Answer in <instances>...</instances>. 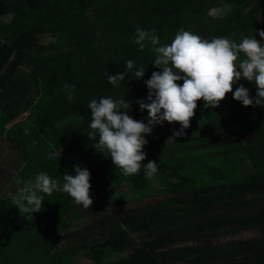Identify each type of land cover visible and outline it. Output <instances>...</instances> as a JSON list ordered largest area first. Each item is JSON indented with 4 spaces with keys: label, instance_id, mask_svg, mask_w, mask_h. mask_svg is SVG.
Wrapping results in <instances>:
<instances>
[{
    "label": "trees",
    "instance_id": "1",
    "mask_svg": "<svg viewBox=\"0 0 264 264\" xmlns=\"http://www.w3.org/2000/svg\"><path fill=\"white\" fill-rule=\"evenodd\" d=\"M8 15L0 25V141L13 153L14 176L11 193L0 191V264H81L86 249L92 264H264V106L233 99L241 84L255 97L254 82L241 78L216 108L197 101L181 137L171 139L178 123L156 125L134 175L87 136L88 104L100 96L130 101L127 114L147 123L135 101L148 102L145 81L162 70L150 43H134L137 27L154 29L160 45L181 28L264 42V0H0V22ZM45 35L53 41L41 42ZM127 60L132 73H124ZM117 72L125 80L113 86L107 73ZM0 149L3 163L9 153ZM148 161L157 162L151 178ZM74 165L90 172V208L60 191L41 194V212L15 207L24 181L46 172L62 185ZM248 230L257 234L233 237Z\"/></svg>",
    "mask_w": 264,
    "mask_h": 264
},
{
    "label": "clouds",
    "instance_id": "2",
    "mask_svg": "<svg viewBox=\"0 0 264 264\" xmlns=\"http://www.w3.org/2000/svg\"><path fill=\"white\" fill-rule=\"evenodd\" d=\"M257 31L264 38V30ZM146 42L153 46L156 54L154 67L162 70L153 71L150 79L145 81L148 102L143 99L135 101L141 112L147 111V123L127 114L132 103L124 98L114 100L110 96H100L88 104L91 130L87 136L95 141L98 152L108 153L107 157L124 176L140 172L146 158V153L142 151L148 143L145 135L151 134L156 125L163 126L165 121L178 123L180 128L173 132L171 139L185 135L184 130L190 127L197 101L203 100L206 108H216L226 94L233 92V86L241 78L254 82L256 96L250 97L249 90L241 84L233 92V99L245 107L264 106V42L261 40L245 37L238 44L226 37L209 40L181 28L169 45H160L154 29L148 32L137 27L134 43L143 50ZM241 53L245 58L237 63ZM134 69L135 62L127 60L124 73H132ZM124 73H107L108 82L117 86L125 80ZM144 74L143 68L134 71L138 79ZM177 81H182V85ZM84 118L79 117L82 122ZM74 170V176L67 172L63 175L62 185L46 172L37 174L33 180L24 181L13 197L15 207L21 214L41 212L44 202L41 194L51 195L60 191L67 193L84 209L90 208L93 204L89 195L90 172L79 165H74ZM156 172L157 162L143 163L145 177L151 178Z\"/></svg>",
    "mask_w": 264,
    "mask_h": 264
},
{
    "label": "rangeland",
    "instance_id": "3",
    "mask_svg": "<svg viewBox=\"0 0 264 264\" xmlns=\"http://www.w3.org/2000/svg\"><path fill=\"white\" fill-rule=\"evenodd\" d=\"M223 13L224 12L221 10V8H219L218 10L214 9L212 11V14L214 16L222 15ZM10 20H11V16L10 15H8L6 17H3V19L1 20L2 22H0V25L6 24L5 22L10 21ZM50 41H53V38L49 37L48 35H45L44 37H41V42H50ZM0 147L3 149L4 154L9 153V155L3 156V161L4 162L0 163V191H8V193H11L9 191H11V189L13 187V184L10 181H8V179H11L14 176V173H13L14 169H13L12 164H11L13 153L11 152L10 148H8L5 144L1 143V141H0ZM127 188H128V186H127ZM146 201H150V200H146ZM136 204L144 205V202H134L132 205H136ZM111 214H113V213L111 212ZM87 219L88 220H94L95 218L94 217H87ZM256 234H257V231L248 230V231H245V232H243L241 234H237V235H235L233 237L244 239V238L252 237V236H254ZM230 238L231 237H222V239L225 240V241L226 240H230ZM86 250H81L79 252L81 256H79L77 262H80L81 264H92V261L89 260L83 254ZM124 254L125 253H123V255Z\"/></svg>",
    "mask_w": 264,
    "mask_h": 264
},
{
    "label": "crops",
    "instance_id": "4",
    "mask_svg": "<svg viewBox=\"0 0 264 264\" xmlns=\"http://www.w3.org/2000/svg\"><path fill=\"white\" fill-rule=\"evenodd\" d=\"M4 139H5V137H4ZM0 154H1V149H0ZM2 154L4 155V152H2Z\"/></svg>",
    "mask_w": 264,
    "mask_h": 264
}]
</instances>
